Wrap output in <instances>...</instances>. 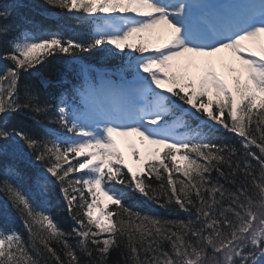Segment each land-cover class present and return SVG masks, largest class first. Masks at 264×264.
<instances>
[{
  "label": "snow or ice",
  "instance_id": "6c2138e0",
  "mask_svg": "<svg viewBox=\"0 0 264 264\" xmlns=\"http://www.w3.org/2000/svg\"><path fill=\"white\" fill-rule=\"evenodd\" d=\"M44 3L87 25L88 37L23 29L8 38L19 4L0 0V43L9 49L0 59L13 65L0 75V141H11L13 159L43 167L27 176L11 164L0 170L3 208L27 235L0 217V264H110L114 251L122 264H264V0ZM144 34L163 43L150 49ZM93 49L120 58L114 73L78 60ZM58 55L79 65L72 97L42 99L53 81L41 76L38 85H23L22 101L21 76L39 75ZM16 116L31 120L37 134L10 128ZM216 125L239 137L240 148L214 142ZM117 137H138L158 161L147 165L146 179L125 163ZM139 156L134 150L137 163ZM57 188L65 201L58 210L76 225L70 233L46 208ZM137 195L186 219L133 210L125 201Z\"/></svg>",
  "mask_w": 264,
  "mask_h": 264
},
{
  "label": "trees",
  "instance_id": "16d2710c",
  "mask_svg": "<svg viewBox=\"0 0 264 264\" xmlns=\"http://www.w3.org/2000/svg\"><path fill=\"white\" fill-rule=\"evenodd\" d=\"M10 1H14V0H10ZM18 1H22L24 3H29L33 6H36L38 8V10L40 12H48L49 14H53V15H57L58 13V9H54L49 7L47 4L44 3V0H18ZM31 17L33 19H35V17H33L32 12H30ZM108 15V14H106ZM58 16V15H57ZM38 18V21L36 22H32V23H26V24H22V23H18L17 19L14 18L10 20L9 22V26H10V32H9V36L8 38H11L12 36L16 35L19 31L25 29V28H33L35 31H40V27L41 24L43 25L44 23L41 21L42 16L41 13L39 14V16H36ZM30 18V19H32ZM59 20H63L59 17ZM58 21V20H57ZM62 23L58 21L57 23V27H51V31L50 32H56L59 33L61 36H63L65 39H69V33L65 32L61 27H62ZM44 33V31H43ZM8 46L6 44V42L4 43H0V54H2L4 51H7ZM78 60L80 62H85L88 63L89 65H97L99 67H103L106 69H114L116 67H119V64L121 62L119 57H110V56H106L104 52H102L100 49H93L91 52L89 53H83L80 54L78 57ZM13 67V65L11 64V62L0 59V69L3 70L4 68H11ZM40 68H42V73L47 76V77H43L44 78H57L59 76L62 75H69V73L74 70L77 69V66L75 63H71L70 62V58L62 56V55H58L52 58H49V61H47L44 65L39 66ZM5 69V70H6ZM30 75V73H25L21 76V80H20V98L23 101L24 96H23V85L24 84H34L35 81H31V82H25L26 77ZM40 79V78H39ZM39 79L36 81V85L39 84ZM57 84L55 82L52 83V85L44 90L41 89V93L45 98L50 99V100H54L55 97L59 96V88H56ZM60 89H62V82L60 84ZM42 99H44L42 97ZM179 103V102H178ZM30 115V114H29ZM202 119H206V117H203ZM31 120L27 119L24 116H16L13 118V121L11 123V126H15L18 125L20 128L21 127H25V126H29ZM227 135H229L230 133L227 131L226 132ZM2 143H6L4 141H2ZM229 144V143H226ZM230 145H234L237 148H240V146L236 143H230ZM169 161H165V163H168ZM253 163H255V161H253ZM36 164H38V162H36ZM149 164H154V162L151 163H147V165ZM158 164V163H155ZM3 166H0V170H2ZM22 174L24 175H31L33 173V171H30L31 169H29L28 167H22V170L18 167H16ZM38 168L40 169V166L38 165ZM125 172H127V169H124ZM147 171H149L148 167H147ZM79 175V174H76ZM167 174L165 173V176ZM215 173H213V177H215ZM173 176L174 178H180L183 179V176L181 173H176L173 172ZM141 178L146 179V175L142 176ZM138 178L137 179H141ZM152 181H155V176L153 175L152 177ZM166 183V180H165ZM119 187V186H117ZM3 194L0 193V217L3 216H7L9 217L12 221H14L13 225L18 231L22 232L25 235V238H27L26 233H24L23 227L19 221V219L17 218V214L11 209L8 208L7 210H5L3 208ZM102 199V198H101ZM125 203L130 206L131 208H133V210L136 211H140L143 214H149V215H154V216H158L160 218L163 219H186V216L184 213H179L176 214L175 212L173 213H169L168 211H166L165 209H161L159 207H157L155 204L151 203L150 201H148L146 198H141L139 195H137L133 200H128L125 201ZM103 206V203H102ZM65 207V201L63 200V196L62 194L59 192V189L57 188L55 190V194L50 198V200L48 201L46 208L47 210L52 214L54 220L56 221V223L58 224V226L65 232H71L73 227H76L75 222L71 219V217L68 215L67 211H59L58 209L64 208ZM114 206L110 205L107 210L111 211L112 208ZM76 239L74 236H70L69 237V243H71L73 246H75L76 244ZM54 247H57V250L60 251L59 246L57 245H53ZM62 255V252H61ZM110 264H122L121 258H120V253L118 251H114L111 254L110 257Z\"/></svg>",
  "mask_w": 264,
  "mask_h": 264
},
{
  "label": "rangeland",
  "instance_id": "374dc122",
  "mask_svg": "<svg viewBox=\"0 0 264 264\" xmlns=\"http://www.w3.org/2000/svg\"><path fill=\"white\" fill-rule=\"evenodd\" d=\"M142 38L144 41H147L149 43L150 49H153L159 44L163 43V38L158 39L155 35L149 36L147 34H144ZM149 54H151V52ZM229 82L231 83L230 78H229ZM138 139H139L138 137H129L127 139L124 138V140L120 142L117 137V144L121 153L124 154L125 152H133L132 150L136 149V151H138L139 153L143 152V154H145L146 152L143 146L142 145L138 146V141H137ZM131 156L133 157V153H127L126 163L129 165V167L133 169V171L137 173H143L145 171L144 161L142 159H139L140 163H137L136 160L130 161L129 157ZM104 202L106 204L108 203L107 201Z\"/></svg>",
  "mask_w": 264,
  "mask_h": 264
},
{
  "label": "bare ground",
  "instance_id": "6f19581e",
  "mask_svg": "<svg viewBox=\"0 0 264 264\" xmlns=\"http://www.w3.org/2000/svg\"><path fill=\"white\" fill-rule=\"evenodd\" d=\"M220 55L223 56V57H228V58L231 57V54H230V53H221ZM212 66L216 69L217 72L226 75V70L223 69V68L220 66V64H218V63L216 62L215 58H213V65H212ZM232 66L235 67V68H237V69H239V67H240L239 62H238V61H235V60H233V62H232ZM202 68H203V65H201V69H202ZM196 72H197L196 69H193V70H192V74H193V75H195ZM119 141L122 142V141H123V138H120Z\"/></svg>",
  "mask_w": 264,
  "mask_h": 264
}]
</instances>
